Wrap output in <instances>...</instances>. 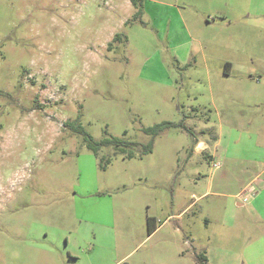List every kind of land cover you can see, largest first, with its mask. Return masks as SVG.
I'll use <instances>...</instances> for the list:
<instances>
[{
    "label": "rangeland",
    "instance_id": "374dc122",
    "mask_svg": "<svg viewBox=\"0 0 264 264\" xmlns=\"http://www.w3.org/2000/svg\"><path fill=\"white\" fill-rule=\"evenodd\" d=\"M0 264H264V0H0Z\"/></svg>",
    "mask_w": 264,
    "mask_h": 264
},
{
    "label": "trees",
    "instance_id": "16d2710c",
    "mask_svg": "<svg viewBox=\"0 0 264 264\" xmlns=\"http://www.w3.org/2000/svg\"><path fill=\"white\" fill-rule=\"evenodd\" d=\"M143 2L144 0H131L132 6L135 8V16H140L143 12ZM117 38V34L114 36L113 41H115V39ZM227 66L229 65V63L226 64ZM226 73V72H225ZM227 74V73H226ZM65 126H68L70 128H75L74 123L72 121H66ZM170 123L165 122L159 125H155L154 127L148 128L146 129L149 132H152L153 134H156L158 131H160L162 128H165L167 126H169ZM81 129L80 127H77V130ZM86 140L88 141L87 146L88 148L95 154L98 156L99 154V147H100V143H97L96 141L91 140L87 135H86ZM103 143L104 144H114L117 148L116 151L122 155H124L123 157H131V154H125V150L120 147V145H123L124 142L121 141L118 138H105L103 139ZM151 143H149L148 145H146L144 152H150L151 151ZM103 160V159H102ZM148 223H149V233H152L156 227L153 225V221L151 218L148 219Z\"/></svg>",
    "mask_w": 264,
    "mask_h": 264
},
{
    "label": "crops",
    "instance_id": "0c3cea01",
    "mask_svg": "<svg viewBox=\"0 0 264 264\" xmlns=\"http://www.w3.org/2000/svg\"><path fill=\"white\" fill-rule=\"evenodd\" d=\"M204 148H206V144L203 143L202 141L196 142L195 146L193 147V149H195V150H201ZM208 156L210 157V159L213 158L212 155L211 156L208 155ZM259 177L261 178V174L258 173L254 179L257 180ZM210 180H212V177ZM251 183H252V181L250 183L249 182L246 183L239 191H236L234 194H231V197L238 199V201H236L237 206L243 207L245 205V203H249L250 201L252 202V200L254 202L263 193L262 190L256 191L254 186ZM253 183H255V181ZM240 193L243 195V197H246V198L239 199Z\"/></svg>",
    "mask_w": 264,
    "mask_h": 264
},
{
    "label": "built area",
    "instance_id": "2783aa9c",
    "mask_svg": "<svg viewBox=\"0 0 264 264\" xmlns=\"http://www.w3.org/2000/svg\"><path fill=\"white\" fill-rule=\"evenodd\" d=\"M215 166H216V164H215Z\"/></svg>",
    "mask_w": 264,
    "mask_h": 264
}]
</instances>
